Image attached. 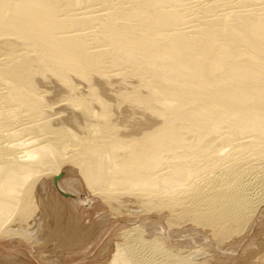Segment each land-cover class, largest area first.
<instances>
[{
  "label": "bare ground",
  "instance_id": "6f19581e",
  "mask_svg": "<svg viewBox=\"0 0 264 264\" xmlns=\"http://www.w3.org/2000/svg\"><path fill=\"white\" fill-rule=\"evenodd\" d=\"M67 165L138 219L107 264H220L190 243L264 215V0H0V239L30 243L48 184L93 200L61 188Z\"/></svg>",
  "mask_w": 264,
  "mask_h": 264
},
{
  "label": "rangeland",
  "instance_id": "374dc122",
  "mask_svg": "<svg viewBox=\"0 0 264 264\" xmlns=\"http://www.w3.org/2000/svg\"><path fill=\"white\" fill-rule=\"evenodd\" d=\"M72 169V165H67L66 167L64 166L63 171L65 170L66 172H62L57 176V178H55L57 180L59 178L63 179H59L61 188H64V190L66 191L69 190L72 193L76 192L78 189L77 193L80 194V196H82L83 198L91 197L93 198V200L90 199V203L85 202L81 205H78L76 203L77 207H74L72 205V200L70 201V199L65 198V196L63 197L58 190L53 188L54 186L52 185V183L48 184L47 191L42 192V190L40 189V191L42 192V196L39 197L40 204L37 210L38 212H36L34 218L29 222L30 226L28 227L29 230H32V232L29 230L28 232L29 235L32 234L33 239L30 240V243L26 241V238H20L18 236L13 238L7 237L5 239H0V264H107V262L111 259V255L113 253L111 249L112 245L114 246L115 244L114 241L121 240V235H119L121 233L120 231H122L123 228H127L135 225L136 223H139L137 221L138 219L134 216L130 217V219L124 215H114L108 208L109 206L105 202L100 200L101 197L98 194L93 195L86 186L78 185V187L76 186V188H74L72 185L71 191V184L72 182H75L74 179L77 178V174L72 171ZM49 180L53 182L51 178H45L42 182H46ZM45 186L47 187V184L45 185L44 183L43 187ZM55 190L58 193L55 192ZM51 196L52 200L50 198ZM48 200H50V204ZM51 202L52 204L57 202L60 209L59 211L61 212L51 214V211H53L54 209L51 206ZM46 203L47 207L49 208H43V211V209L41 208ZM63 203L65 204L63 205ZM131 204L129 205L130 210L132 211V213H137V211H139L138 205L134 204L133 202H131ZM263 206L264 203H261V210L264 209ZM110 212L112 215L110 214ZM37 213L40 214V217L39 214L37 215ZM73 217L77 219V229L70 232L65 231L63 226L66 224L64 226L66 228ZM256 217L257 221L255 220V226H253L251 229L249 228V230H245L246 232L244 231L243 236H241V241L239 243H236L235 238L234 240L222 246V248H224L223 250L216 247L213 243V240L209 239L208 237L196 238L194 242L190 243V245L194 246V249H196L197 247V249H199L202 245L204 247H207L206 244L210 243L213 249L211 254H213V252L216 253L218 258L221 259L220 264H246L249 261L248 259H250L248 257H244L243 252L246 249H248V251H252L254 248L255 251H253L255 253V256L256 254L258 255L261 252H264V215L259 216L258 214V216ZM100 223L101 225H99ZM146 225L147 223L145 224V226ZM33 228L35 229L33 230ZM148 228L146 226V232L148 233V235H146L148 237L146 238L150 239L153 238V234H159L155 231V229L153 230V232H155L152 234L150 232L151 230H149ZM160 231L163 232L164 229L162 228ZM175 239L176 238H174V240ZM182 239L184 240V242L182 241V244L188 246L191 239H187V237H182ZM256 249L257 251L260 250L261 252L257 253ZM199 260L202 261V259Z\"/></svg>",
  "mask_w": 264,
  "mask_h": 264
},
{
  "label": "water",
  "instance_id": "95a60500",
  "mask_svg": "<svg viewBox=\"0 0 264 264\" xmlns=\"http://www.w3.org/2000/svg\"><path fill=\"white\" fill-rule=\"evenodd\" d=\"M66 195H69V194H66Z\"/></svg>",
  "mask_w": 264,
  "mask_h": 264
}]
</instances>
